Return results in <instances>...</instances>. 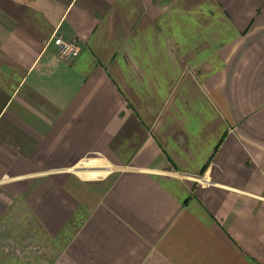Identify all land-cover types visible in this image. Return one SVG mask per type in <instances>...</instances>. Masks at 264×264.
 <instances>
[{
	"label": "crops",
	"instance_id": "crops-1",
	"mask_svg": "<svg viewBox=\"0 0 264 264\" xmlns=\"http://www.w3.org/2000/svg\"><path fill=\"white\" fill-rule=\"evenodd\" d=\"M0 264H264V0H0Z\"/></svg>",
	"mask_w": 264,
	"mask_h": 264
},
{
	"label": "built area",
	"instance_id": "built-area-1",
	"mask_svg": "<svg viewBox=\"0 0 264 264\" xmlns=\"http://www.w3.org/2000/svg\"><path fill=\"white\" fill-rule=\"evenodd\" d=\"M51 42L56 47L57 55L60 58H71L76 56L79 52V46L76 43L65 40L59 36L53 37Z\"/></svg>",
	"mask_w": 264,
	"mask_h": 264
}]
</instances>
